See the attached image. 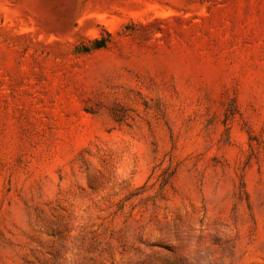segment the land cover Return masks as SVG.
<instances>
[{
	"label": "rangeland",
	"instance_id": "obj_1",
	"mask_svg": "<svg viewBox=\"0 0 264 264\" xmlns=\"http://www.w3.org/2000/svg\"><path fill=\"white\" fill-rule=\"evenodd\" d=\"M0 264H264V0H0Z\"/></svg>",
	"mask_w": 264,
	"mask_h": 264
},
{
	"label": "trees",
	"instance_id": "obj_2",
	"mask_svg": "<svg viewBox=\"0 0 264 264\" xmlns=\"http://www.w3.org/2000/svg\"><path fill=\"white\" fill-rule=\"evenodd\" d=\"M103 45V43H100L99 45H97V47H100V46H102Z\"/></svg>",
	"mask_w": 264,
	"mask_h": 264
}]
</instances>
